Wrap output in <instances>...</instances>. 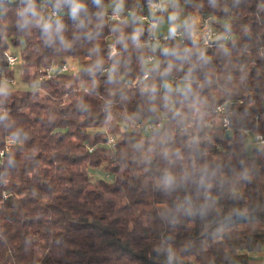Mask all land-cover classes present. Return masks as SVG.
I'll list each match as a JSON object with an SVG mask.
<instances>
[{"label":"trees","instance_id":"trees-1","mask_svg":"<svg viewBox=\"0 0 264 264\" xmlns=\"http://www.w3.org/2000/svg\"><path fill=\"white\" fill-rule=\"evenodd\" d=\"M145 1L0 0V264H261L264 0H173L207 45L156 44Z\"/></svg>","mask_w":264,"mask_h":264},{"label":"built area","instance_id":"built-area-1","mask_svg":"<svg viewBox=\"0 0 264 264\" xmlns=\"http://www.w3.org/2000/svg\"><path fill=\"white\" fill-rule=\"evenodd\" d=\"M172 0H146L144 3V7L147 9V12L141 13L140 15V20L142 22L147 23L148 27L151 30V37L150 39L152 41H154L156 44L160 45L162 44V42L168 40V39H176L179 41H182L183 39V34L181 31L176 30L175 31H171L169 33H165V34H161V35H157L155 33V28L158 26V22L161 21L163 19V12L166 9L165 7H167ZM56 10H52L51 11V15L52 17H55L57 15V12H55ZM131 12L129 10L122 12V11H112L108 14V18L112 21H117V22H122L125 19L130 17ZM196 18V21L198 22V24L195 23V21H193L191 23V30H190V34L193 36V38L195 40H200L202 41L204 44H209L211 43L214 39L218 38L219 34L215 33L216 31H214V29L211 27V22L214 19L212 15L204 13V12H200L197 13L193 19ZM204 31V32H202ZM200 30V31H199ZM203 33V34H202ZM224 38H227V36H224ZM7 55V59L8 62L11 66H13L16 62H17V57L14 55H11L9 53L6 54ZM67 70V66L63 65L61 67V71H66ZM217 111L219 112H224L225 115L229 114V110L226 107V104L220 105L217 107ZM229 125V121L227 118H224L223 121V126H228ZM151 125H149L148 127H150ZM138 128L139 124L134 123V122H130L128 124H126V128L127 129H132V128ZM229 129V127H228ZM246 133L248 134V136L252 139V143L255 146H261L264 145V135L262 134H249L247 131ZM13 140L8 139L7 140V144H6V148H4L3 150H0V163L2 161V157L4 155V152H6L8 150V144L12 143ZM114 138L113 137H108L107 140V144L112 146L114 143Z\"/></svg>","mask_w":264,"mask_h":264},{"label":"rangeland","instance_id":"rangeland-1","mask_svg":"<svg viewBox=\"0 0 264 264\" xmlns=\"http://www.w3.org/2000/svg\"><path fill=\"white\" fill-rule=\"evenodd\" d=\"M172 1L169 4H166L168 6L165 7V8L170 7V4L172 3ZM120 6H122V4ZM117 11H120V10H117ZM198 13H200V12H198ZM194 16L191 17V16H189L186 13L176 14L174 12H171L168 15H163V19L158 22V26L155 28L154 31H155V33L157 35H160L162 33H169L171 31L175 30V28H177L178 26L185 25L187 22H189L190 25H191V23L193 21H195V23L198 24V22L196 21V18L193 19ZM200 30H201V28H200ZM202 32H204V31H202ZM14 51L19 56L18 50H14ZM17 62H18V60H17ZM76 64H77L76 61L69 60L68 61V64L66 66H67V68H69L72 71V70H75L76 69L75 68L76 67ZM15 72H16V78L14 80H12V81H3L2 86L4 88H12V89H18V90H28V89H31V87H29L28 85H26L25 83H23V82L20 81V79H19V67L16 66ZM246 138H247L246 139L247 148H248V150H250L255 145L252 143V139L249 136L246 137ZM91 178H92L93 181H95L97 179H100V180L101 179H106V180H110L111 179L109 176H107L103 172L102 169L101 170L91 171Z\"/></svg>","mask_w":264,"mask_h":264},{"label":"crops","instance_id":"crops-1","mask_svg":"<svg viewBox=\"0 0 264 264\" xmlns=\"http://www.w3.org/2000/svg\"><path fill=\"white\" fill-rule=\"evenodd\" d=\"M260 258H261V264H264V250H262Z\"/></svg>","mask_w":264,"mask_h":264}]
</instances>
